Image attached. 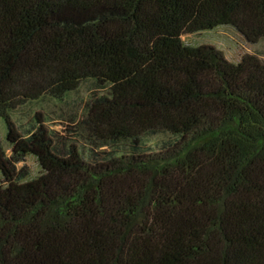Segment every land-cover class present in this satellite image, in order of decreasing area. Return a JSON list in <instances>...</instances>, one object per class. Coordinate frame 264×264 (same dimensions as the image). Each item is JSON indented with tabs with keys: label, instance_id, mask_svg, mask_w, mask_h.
<instances>
[{
	"label": "trees",
	"instance_id": "obj_1",
	"mask_svg": "<svg viewBox=\"0 0 264 264\" xmlns=\"http://www.w3.org/2000/svg\"><path fill=\"white\" fill-rule=\"evenodd\" d=\"M222 26L257 43L264 0H0V264H264V60L181 40ZM89 79L90 160L10 117Z\"/></svg>",
	"mask_w": 264,
	"mask_h": 264
},
{
	"label": "rangeland",
	"instance_id": "obj_2",
	"mask_svg": "<svg viewBox=\"0 0 264 264\" xmlns=\"http://www.w3.org/2000/svg\"><path fill=\"white\" fill-rule=\"evenodd\" d=\"M181 40L188 46L211 45L221 50L225 57L237 63L244 55L250 54L264 60V38L257 43H248L244 37L231 26H222L210 31L184 33ZM109 95L108 86H98L94 80H83L77 88L66 93L59 99H54L48 95L37 100L27 101L10 111V117L21 133L27 131L35 124L36 117L45 123L51 132L58 137L57 145L60 149H65L68 145H76L87 160L89 152L94 146L87 139V132L84 121L88 114L90 103L100 96ZM7 128L3 118H0V143L9 156L11 149L6 142ZM214 134H209L198 141L204 142L212 138ZM173 140L168 134H157L143 138L140 152H156L162 150ZM131 147L121 141L110 147L96 149L103 157L105 153H130ZM19 175H23L22 182L32 180L42 174V168L38 160L28 155L24 161L16 164ZM0 184H3L0 172Z\"/></svg>",
	"mask_w": 264,
	"mask_h": 264
}]
</instances>
